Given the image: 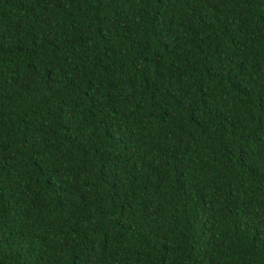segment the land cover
Returning a JSON list of instances; mask_svg holds the SVG:
<instances>
[{
  "label": "trees",
  "instance_id": "obj_1",
  "mask_svg": "<svg viewBox=\"0 0 264 264\" xmlns=\"http://www.w3.org/2000/svg\"><path fill=\"white\" fill-rule=\"evenodd\" d=\"M0 264H264V0H0Z\"/></svg>",
  "mask_w": 264,
  "mask_h": 264
}]
</instances>
